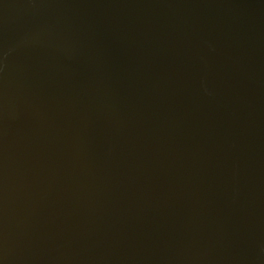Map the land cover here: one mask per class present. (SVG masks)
Segmentation results:
<instances>
[{
    "label": "water",
    "instance_id": "water-1",
    "mask_svg": "<svg viewBox=\"0 0 264 264\" xmlns=\"http://www.w3.org/2000/svg\"><path fill=\"white\" fill-rule=\"evenodd\" d=\"M0 264H264V0H0Z\"/></svg>",
    "mask_w": 264,
    "mask_h": 264
}]
</instances>
